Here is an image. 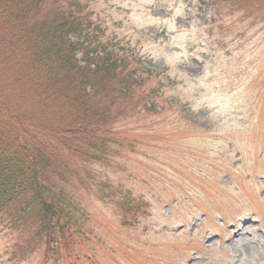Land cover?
I'll use <instances>...</instances> for the list:
<instances>
[{
	"label": "rangeland",
	"instance_id": "rangeland-1",
	"mask_svg": "<svg viewBox=\"0 0 264 264\" xmlns=\"http://www.w3.org/2000/svg\"><path fill=\"white\" fill-rule=\"evenodd\" d=\"M82 1L107 43L142 59L156 105L131 114L135 141L97 166L103 188L86 194L71 255L0 219V264H264V17L247 16L264 2ZM95 192L132 193L146 212L123 221Z\"/></svg>",
	"mask_w": 264,
	"mask_h": 264
},
{
	"label": "trees",
	"instance_id": "trees-1",
	"mask_svg": "<svg viewBox=\"0 0 264 264\" xmlns=\"http://www.w3.org/2000/svg\"><path fill=\"white\" fill-rule=\"evenodd\" d=\"M218 1L242 11L248 2ZM86 3L0 0V219L28 228L23 242L44 254L63 245L71 255L88 219L86 194L103 188L97 166L135 141L131 114L156 105L142 59L107 43ZM257 12L264 17V3L247 16ZM94 194L118 206L123 221L138 222L147 206L132 193Z\"/></svg>",
	"mask_w": 264,
	"mask_h": 264
}]
</instances>
